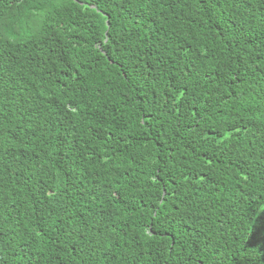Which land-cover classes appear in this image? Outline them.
<instances>
[{"label": "trees", "instance_id": "obj_1", "mask_svg": "<svg viewBox=\"0 0 264 264\" xmlns=\"http://www.w3.org/2000/svg\"><path fill=\"white\" fill-rule=\"evenodd\" d=\"M0 264H264V0H0Z\"/></svg>", "mask_w": 264, "mask_h": 264}]
</instances>
